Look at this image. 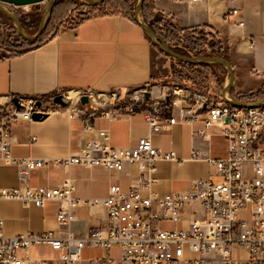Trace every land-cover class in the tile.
Instances as JSON below:
<instances>
[{"label": "crops", "instance_id": "crops-1", "mask_svg": "<svg viewBox=\"0 0 264 264\" xmlns=\"http://www.w3.org/2000/svg\"><path fill=\"white\" fill-rule=\"evenodd\" d=\"M155 12L169 18L183 29L210 27L229 45V57L236 74L235 94L244 95L264 89V0H200L198 3H174L156 0ZM231 7L240 9L238 16L225 19ZM152 13V12H150ZM244 22L240 27L239 23ZM54 37L19 56L0 60V103L11 106L13 100L34 98L46 100L66 92L94 90L95 97L83 111H112L109 93L117 92L122 100L138 98L142 93L152 102L166 98L170 84V68L162 65L153 43L135 21L121 14L92 17L77 26H60ZM167 69L162 74L160 69ZM218 85L212 91L220 93ZM72 93V94H73ZM216 93V94H217ZM75 96V95H74ZM15 104V103H14ZM82 106V105H81ZM46 105L48 116L41 121L16 120L11 128V150L15 158L55 160L78 155L87 141L96 139V132L84 127L85 116H72L75 103L69 108ZM166 118H170L167 112ZM206 113L194 126L175 125L169 130L154 134L150 131L142 112L121 116L117 120L98 115L90 118L96 131L108 130L115 148L135 147L142 138H150L163 154L175 151L179 161L158 162L152 190L161 196L191 191L196 182L207 180L222 183L223 179L207 159H225L229 146L221 129L210 130L208 139L194 135L204 129ZM197 152L199 158H195ZM245 174L252 177L250 165ZM70 178L75 185L74 197L80 200H103L110 188L119 184L126 193L135 187L140 178L137 166L126 164L122 171H109L103 167H57L32 171L30 179L22 182L16 166L0 164V189L19 186L56 187ZM147 195V191H143ZM59 204L48 202L43 208H27L16 200H0V212L5 220L7 237L53 232L66 238L72 232L79 239L93 230L108 228V213L102 207L79 206L75 209L76 221L68 228L57 220ZM194 208L188 207L185 217L190 219ZM164 221L162 227L164 228ZM176 227V226H175ZM178 228H183L178 225ZM166 230H172L164 228ZM174 229V228H173ZM18 254L25 256L23 250ZM104 256L118 260L121 251L109 252L86 246L76 264H98ZM30 260L34 264H60V253L48 245L33 246Z\"/></svg>", "mask_w": 264, "mask_h": 264}, {"label": "built area", "instance_id": "built-area-1", "mask_svg": "<svg viewBox=\"0 0 264 264\" xmlns=\"http://www.w3.org/2000/svg\"><path fill=\"white\" fill-rule=\"evenodd\" d=\"M174 3H198L200 0H170ZM237 0H229L234 4ZM240 9L231 7L225 14L229 20L238 16ZM244 22L239 26L243 27ZM62 95L69 103H75L72 115H84V127L96 132L97 138L86 142L80 153L55 160L15 158L11 150V128L16 120L32 122L33 114L45 112L46 105L55 106L54 97L46 100L23 98L20 108L14 103L5 106L0 103V164L16 166L22 182L30 179L32 171L57 167L81 166L103 167L109 171H122L126 164L137 166L140 178L135 187L126 193L119 184L113 185L107 198L80 200L74 197L75 185L70 178L56 187L19 186L14 189H0V200H16L27 208H43L48 202L59 204L57 220L63 227H70L76 221L75 209L79 206L102 207L108 213V228L93 230L83 239L69 232L66 238H59L53 232L7 237L4 233L5 220L0 212V264H34L30 260L33 246L48 245L60 253V264H76L81 260L86 247L101 248L109 252L113 248L121 251L118 260L104 256L98 264H264V107L241 108L226 103L222 90L214 97L197 92L188 86L176 84L169 88L166 98L156 102L146 100L144 93L138 98L122 100L117 92L109 93L113 101L112 111L93 109L83 111L80 99L95 97L94 90ZM42 102L38 108L36 103ZM142 112L149 129L161 134L175 125L194 126L201 114L206 113L204 129L194 135L208 139L210 130L221 129V135L229 146V156L208 163L215 167L223 182L207 180L196 182L188 192L166 195L154 193V175L158 162L179 161L175 151L163 154L150 138H142L132 148H115L111 144L108 130L96 131L90 118L98 115L117 120L121 116H132ZM170 112V118H166ZM195 158L199 154L195 152ZM245 165H250L252 177L245 174ZM147 191V195L143 191ZM188 207L194 212L190 219L185 217ZM242 212L247 218L242 219ZM164 221L173 222L175 228L166 230ZM178 225L183 228L179 229ZM239 257H234L235 250ZM23 250L25 256L18 254ZM188 250L189 253H186ZM196 254L198 258L192 259Z\"/></svg>", "mask_w": 264, "mask_h": 264}, {"label": "trees", "instance_id": "trees-1", "mask_svg": "<svg viewBox=\"0 0 264 264\" xmlns=\"http://www.w3.org/2000/svg\"><path fill=\"white\" fill-rule=\"evenodd\" d=\"M113 0H107L100 6L91 7L93 11L90 15L78 23L68 26H77L86 20L97 17V16H107L114 14H121L129 17L131 20H134V13L136 10V2L132 0H120L118 2H112ZM113 7V11L105 10V7L108 5ZM155 8L150 9L148 7L147 1H145L143 6V16L146 23L169 45L172 47H178L179 53L183 55H190L201 58H223L225 60L230 61L229 57V45L225 38L221 37L215 30L210 27L203 28H195V29H183L178 27L173 23V21L165 16L155 12ZM152 12V13H150ZM32 16H20L22 21V25L27 32L33 33L32 26L35 23V20L38 19V16L35 17L32 22ZM0 19L11 22L9 18H7L4 14L0 13ZM63 20H60L59 23H63ZM27 22V24H26ZM2 23V22H0ZM32 23V24H31ZM52 24L50 23L44 33L39 37L36 41H28L24 39L22 36L18 35L15 31V34L18 38L14 41L13 37H3L4 35L0 34V60L19 56L31 49L36 47H40L47 41H50L55 35L54 33L58 30L56 27L55 30L49 35L50 27ZM63 26V24H62ZM65 26V25H64ZM34 27L35 30H38L39 24H36ZM17 43L22 47L28 46L22 52L14 51L13 45ZM154 48L157 49L161 54L166 57H170L166 53H164L158 46L154 45ZM20 47V46H16ZM176 47V48H177ZM1 51H5L7 54L1 55ZM172 58V57H170ZM180 62V61H179ZM180 64L186 66L188 69L187 73H179L175 72L176 78L179 80L177 84L185 85L190 87L191 89L202 92L210 95L211 97L215 96V93L212 91V83L213 81L216 84H220V80L218 77V73L225 75L227 73L226 69L222 66L218 65H205V64H189L180 62ZM225 82V81H224ZM224 84V83H222ZM234 97L240 102H257L260 100H264V89L246 93L244 95H237L233 91Z\"/></svg>", "mask_w": 264, "mask_h": 264}, {"label": "water", "instance_id": "water-1", "mask_svg": "<svg viewBox=\"0 0 264 264\" xmlns=\"http://www.w3.org/2000/svg\"><path fill=\"white\" fill-rule=\"evenodd\" d=\"M58 0H0V13L4 14L7 18L13 21L15 24L18 33L28 41H36L44 33L48 27L51 16ZM86 5L91 7H97L105 3L107 0H82ZM146 0H140L135 11L134 20L135 22L143 28L151 42L158 46L164 53L170 57L189 64H205V65H218L224 67L228 72V79L222 88V99L224 102L232 104L241 108H262L264 107V100L257 102H240L233 95V89L236 85V74L232 63L229 60L223 58H201L190 55H183L175 50V47L169 46L145 21L143 16V6ZM47 2V5L44 10L42 22L40 27L35 34H29L22 25L20 17L6 5L14 7H27V6H39L42 3ZM15 105L20 108L19 99L13 100ZM54 104L61 107H68L69 103L64 100V96L59 94L53 99ZM82 106H88L90 104V99L88 96H83L80 99ZM38 108L42 107V102L36 103ZM48 114L43 112H36L33 114V120L41 121L44 120Z\"/></svg>", "mask_w": 264, "mask_h": 264}, {"label": "rangeland", "instance_id": "rangeland-1", "mask_svg": "<svg viewBox=\"0 0 264 264\" xmlns=\"http://www.w3.org/2000/svg\"><path fill=\"white\" fill-rule=\"evenodd\" d=\"M118 1H120V0H113L112 2H118ZM132 1L136 2V4L138 5L140 0H132ZM146 1L148 3V7L150 9L155 8V3H156L155 1L156 0H146ZM46 5H47V2L42 3L39 6H27V7H14V6H10V5H6V6L9 9L13 10L19 17L20 16H23V17L29 16V15L32 16V18H31L32 22H33V20H35L34 18L38 16V19L35 20V23H33L34 24L32 26L33 29L30 30L33 33L28 32L29 34H35V33H37L38 30H35L34 28H36V27H34V26L36 24H39V27H40ZM105 10L113 11V7H111V5L109 4L108 6L105 7ZM92 11L93 10L89 7V5H86L82 0H58L56 2V5L54 7V10H53V13L51 16L50 23L52 24V26L50 27L49 35L55 30L56 27L58 28L62 24H63V26L64 25L68 26V25H73L75 23H78L80 20L88 17L90 15V13H92ZM134 15H135V13H134ZM60 20H63L62 21L63 23H59ZM0 22H2V23H0V34L4 35L3 37L14 36L13 40L16 41V38H18V37L16 36L15 31L18 33V30H17L15 24L13 23V21L8 22L6 20L0 19ZM26 24H27V22H26ZM39 27H38V29H39ZM13 28L15 29V31L13 30ZM18 35H20V34L18 33ZM14 46H15V48H14ZM16 46H20V47L18 48ZM27 47L28 46L22 47L21 45H18L17 43H15L13 45V48H14L13 50L18 51V52H22ZM176 47H175V50L177 52H179L178 47L177 48ZM155 52H156V54H159L160 56L163 57V58H161L162 65L164 64L165 68L167 67V68H170V70H171V72L169 73L170 76L166 81L167 85L170 84L169 88H171L174 85H176L177 82L179 81L175 75H177L179 73H183V74L187 73L188 69L186 68V66L180 64V62L178 60L164 56L157 49H155ZM4 54H7V53L5 51H1V55H4ZM165 68H162V66H161L160 71L162 74H166L167 69H165ZM175 72L177 74H175ZM218 77H219V79H221L220 84L218 85L213 81V83L211 85L212 88L214 86L216 87L217 85H218V87L223 88V85L225 84L226 80L228 79V72L225 75H223L222 72L218 73ZM222 83H224V84H222ZM214 93H217V92H214ZM245 218H247L246 212H242V219H245ZM164 228L173 229V228H175V224L173 222H166V223H164ZM186 253H189L188 250H186ZM234 257L236 259H238L240 257L239 251L237 249L235 250ZM191 258L196 259V258H198V255L192 254Z\"/></svg>", "mask_w": 264, "mask_h": 264}, {"label": "bare ground", "instance_id": "bare-ground-1", "mask_svg": "<svg viewBox=\"0 0 264 264\" xmlns=\"http://www.w3.org/2000/svg\"><path fill=\"white\" fill-rule=\"evenodd\" d=\"M72 96H74V94H72Z\"/></svg>", "mask_w": 264, "mask_h": 264}]
</instances>
